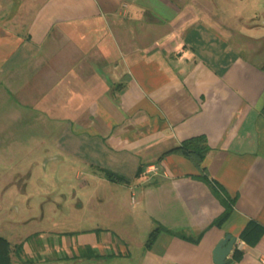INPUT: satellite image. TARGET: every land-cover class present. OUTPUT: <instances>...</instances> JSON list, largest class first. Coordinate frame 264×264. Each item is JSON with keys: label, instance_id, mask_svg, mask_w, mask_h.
Listing matches in <instances>:
<instances>
[{"label": "crops", "instance_id": "0c3cea01", "mask_svg": "<svg viewBox=\"0 0 264 264\" xmlns=\"http://www.w3.org/2000/svg\"><path fill=\"white\" fill-rule=\"evenodd\" d=\"M82 24L84 38L76 32ZM61 38L75 46L70 60H92L95 46L103 61L60 78V65L50 71L46 64L64 55ZM25 61L51 76L52 85L41 79L36 87L51 86L56 109L69 112L74 129L65 145L75 155L81 147L91 153L90 176L137 196L130 217L144 239L131 247L129 223L109 207L116 200L92 193L75 197L71 212L82 217L91 204L85 211L96 225L61 232L50 245L24 238L20 259L216 264L213 249L229 233L236 241L225 264H264V0H0V70ZM197 135L209 146L208 178L233 199L221 224L212 222L225 205L197 167L165 153ZM100 168L124 181L109 180ZM249 221L263 228L253 243L240 236Z\"/></svg>", "mask_w": 264, "mask_h": 264}, {"label": "rangeland", "instance_id": "374dc122", "mask_svg": "<svg viewBox=\"0 0 264 264\" xmlns=\"http://www.w3.org/2000/svg\"><path fill=\"white\" fill-rule=\"evenodd\" d=\"M86 30V25L82 24L76 32L84 38ZM61 39L65 45L64 55H52L46 64L50 71L60 65L55 69L61 71L60 78L68 80L70 68H78L85 74L103 61L95 46L89 49L93 53L92 60H70L68 54L73 50L70 47L75 46L69 39ZM88 45L82 41L77 47L84 50ZM38 65L37 61L16 62L0 70V235L12 244L28 238L30 244L50 245L58 241L61 232L94 226L95 221L89 220L91 217L85 211L91 204L83 207L82 217L71 212L75 197L85 200L93 193L102 199L116 200V206L109 207L119 217L124 216L121 222L129 223L132 239L128 242L134 248L132 243L144 239L141 229L135 230L130 217L136 207L132 200L137 196L116 183H99L90 176L93 161L85 156L88 150L81 147L77 150L80 155H75L65 145L71 143L67 136L74 129L67 120L70 114L56 109L51 86L46 87L50 91L44 92L40 86L36 87L41 79L43 83L53 84L51 76H43ZM59 143L64 145L59 147ZM87 181L90 185L82 187ZM41 250L43 247L38 252ZM38 252L32 254L33 260L39 258ZM40 255L46 253L40 252ZM125 262L131 264L133 260ZM12 264L28 262L13 253Z\"/></svg>", "mask_w": 264, "mask_h": 264}, {"label": "trees", "instance_id": "16d2710c", "mask_svg": "<svg viewBox=\"0 0 264 264\" xmlns=\"http://www.w3.org/2000/svg\"><path fill=\"white\" fill-rule=\"evenodd\" d=\"M262 113L264 114V104L262 107ZM209 149L206 138L202 135L191 136L180 142L179 145L168 150L165 153H177L186 158H188L198 169L197 177L204 180L210 185L217 197L224 203L225 210L214 219L212 224H221L222 221L227 217L230 205L233 203V199L228 197L224 192L222 187L217 184L216 181L209 179L207 176L206 168L203 165V159ZM104 176L112 181H124V178L117 175L116 173L106 169L100 168ZM263 228L259 226L255 221H249L246 227L242 230L240 236L242 239L253 243L255 242L259 235L261 234ZM158 228H154L148 234L146 239V246H149L153 239L155 238ZM23 243L12 244L6 237L0 235V264H10L11 263V253L13 252L19 258L23 253ZM234 253L237 255L239 250L236 249ZM95 255V254H93Z\"/></svg>", "mask_w": 264, "mask_h": 264}, {"label": "water", "instance_id": "95a60500", "mask_svg": "<svg viewBox=\"0 0 264 264\" xmlns=\"http://www.w3.org/2000/svg\"><path fill=\"white\" fill-rule=\"evenodd\" d=\"M235 241L236 237L228 233L217 242L213 249V261L216 264L226 263V257L233 248Z\"/></svg>", "mask_w": 264, "mask_h": 264}, {"label": "built area", "instance_id": "2783aa9c", "mask_svg": "<svg viewBox=\"0 0 264 264\" xmlns=\"http://www.w3.org/2000/svg\"><path fill=\"white\" fill-rule=\"evenodd\" d=\"M263 262H264V260H263Z\"/></svg>", "mask_w": 264, "mask_h": 264}]
</instances>
